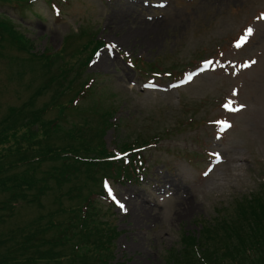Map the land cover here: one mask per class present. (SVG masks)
Here are the masks:
<instances>
[{"label":"rangeland","instance_id":"rangeland-1","mask_svg":"<svg viewBox=\"0 0 264 264\" xmlns=\"http://www.w3.org/2000/svg\"><path fill=\"white\" fill-rule=\"evenodd\" d=\"M0 17L31 47L0 42V119L12 108L31 119L60 91L65 116L55 107L42 119L60 118V129L83 130L114 155L123 143L160 137L114 169L123 183L112 180L113 195L126 210L99 204L121 232L113 263L172 264L185 256L187 236L202 238V225L234 215L235 200L261 188L264 0H0ZM97 40L110 46L90 58ZM31 53L52 55L51 68ZM187 75L193 80L178 81ZM223 122L231 127L221 131ZM60 129L49 140L40 133L41 145L63 146L68 135ZM56 194L43 197L46 208L20 202L0 236L40 213L48 218Z\"/></svg>","mask_w":264,"mask_h":264},{"label":"trees","instance_id":"trees-1","mask_svg":"<svg viewBox=\"0 0 264 264\" xmlns=\"http://www.w3.org/2000/svg\"><path fill=\"white\" fill-rule=\"evenodd\" d=\"M6 37L18 50L31 51L29 40L0 17V42ZM95 43L90 58L106 45L100 40ZM31 55L51 68L52 55ZM62 94L58 91L51 105L33 113L31 119L22 108H12L0 119V193L5 194V199L0 200V225L15 216L20 202L46 208L42 199L52 191L57 192L58 199V206L48 218L40 213L32 223L0 236V264H121L113 263L114 242L121 232L102 218L105 215L99 204L104 199L113 208L115 203L105 184L111 187L112 180L123 183V177L114 175V169L125 159L118 160L105 142L96 145L95 138L87 137L83 130L73 134V129H60V118L42 119L55 107L60 117L65 116L66 107L60 103ZM70 102L76 107L74 100ZM107 112L101 117L105 118ZM35 124L37 130L32 128ZM57 129L68 135L62 137L66 143L43 147L38 139L40 133L49 140L54 135L57 138ZM159 138L126 142L121 150L135 153L148 144H157ZM21 142H27L28 148ZM4 160H8L7 165L1 164ZM46 162L55 165L39 176L38 170ZM66 198L70 206L63 202ZM222 216L217 224L202 225V238L187 236L185 256L174 257L172 264H264V182L257 192L235 200L234 215Z\"/></svg>","mask_w":264,"mask_h":264},{"label":"snow or ice","instance_id":"snow-or-ice-1","mask_svg":"<svg viewBox=\"0 0 264 264\" xmlns=\"http://www.w3.org/2000/svg\"><path fill=\"white\" fill-rule=\"evenodd\" d=\"M253 29L252 28H249L248 29V31H247V34H246V37H245V39L247 38V36H250L252 33H253ZM237 47H240V45L238 44L237 45ZM212 62L211 61H209L208 63H205L204 65H203V67H202V69H201V72H203L204 70H206V69H208L209 68V65L211 64ZM252 63L254 64V63H256L255 61H252ZM247 66H250V65H247ZM186 80L187 81H192L193 80V75H189L187 78H186ZM234 95H235V93H234ZM225 107L229 110V111H231V112H237V111H240V110H242V109H237V108H234V107H232V105L231 104H227V105H225ZM231 127V124L230 123H228V122H223L222 123V125H221V131H224V130H226V129H228V128H230ZM117 158H119V157H117ZM218 158V157H217ZM105 188L107 189V194L117 203V205H118V207L122 210V211H125L126 210V206L123 204V203H121V202H119L118 200H116V197L113 195V190H112V188L106 183L105 184Z\"/></svg>","mask_w":264,"mask_h":264}]
</instances>
